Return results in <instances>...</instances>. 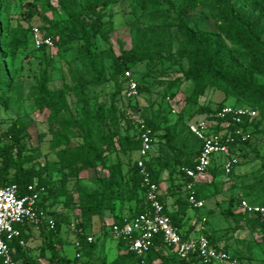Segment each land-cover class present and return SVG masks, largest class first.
Segmentation results:
<instances>
[{"label": "trees", "instance_id": "obj_1", "mask_svg": "<svg viewBox=\"0 0 264 264\" xmlns=\"http://www.w3.org/2000/svg\"><path fill=\"white\" fill-rule=\"evenodd\" d=\"M240 1L246 5L264 6V0ZM120 2L121 0H0V109L8 111L11 99L9 95L21 93V84L16 80L15 62L22 52L41 53L45 61L50 63L49 51L52 48H35L33 44L34 26H30L29 22L35 16L34 10L45 13L42 15L43 25L38 28L44 37L52 38L53 48L69 51L73 45H78V60L82 67L79 71L68 66L72 84L68 86L65 83L59 89L49 86L48 73L42 70L41 79L33 89L38 115H43L44 121L49 124L50 149L56 153L57 165L36 164L37 154L46 134L38 133L33 136L30 125L20 119L13 120L6 128H2L0 122V184L16 185L19 196L28 194V186L34 182L45 187L46 193L38 206L55 219V227L50 229L42 225L38 228L44 236V244L40 248L41 259H45L48 264H79L83 255L92 259L97 243L94 240L92 243L88 242L89 234L83 223L75 225L76 239L73 243L75 247L79 243L76 249L80 256L70 258L61 253L65 243L58 237V233L63 224H69L66 212L70 205L75 204V197L67 186L70 182L79 180L84 172H89L91 181L96 185L92 192H78V204L85 225L103 211H110L114 215L113 224H122L145 210L146 190L141 185L138 156L127 172L121 162L110 161L113 154L138 155L141 141L126 112L127 108H131L154 133L155 143L147 166L152 180L158 185L159 199L164 205L165 214L184 236L193 234L201 217L206 216V236L210 244L216 248L222 246L243 264L244 255H235L226 245H221V241L227 238V232L219 237L216 236V231L209 229V214L201 215L200 210H195V215L199 214L198 220L190 227L186 222L191 210L189 191L186 189L189 179L185 178L181 169L192 167L194 159L201 152V142L189 128L188 134L180 138V134H176L171 127L164 126L169 122L166 115L148 113L139 101L143 93L161 87L163 101L169 107V113H172L167 98L172 102L177 93L173 89L182 80L163 83L148 71L141 76L143 81L139 83L134 69L145 62L148 69L156 70L172 61L174 56L187 55L192 67L184 74L185 80L192 81L194 89L179 110L176 126L192 118V106L198 103L210 87L223 89L242 103L234 105L235 107L256 109L264 119V82L256 79L252 72L247 71L249 69L242 70L240 62L242 59V62L251 59L252 66L263 67L264 31L243 8L231 4L230 0H188L178 8L172 0H165L166 7H159L147 0H137L135 8H131L129 12L133 14L140 10L144 15L148 11L150 14L147 23L136 28L135 44L128 49L122 41H114L112 35L114 29L111 10ZM201 7L210 8L213 15L220 18V29L225 39L200 30L194 32L188 26L185 20L187 12ZM19 10L22 11L20 18L16 16ZM96 40L103 42L105 47L94 50ZM225 41L231 43L230 47ZM252 70L254 72L255 69ZM126 71H131L138 84V97L132 100H126L124 96L128 83ZM7 78L8 85L5 84ZM107 84L114 87L109 104L98 101V96L93 94L94 90ZM224 106L226 105L221 104L215 110L200 108V118L194 121L201 118L216 120L212 115ZM259 115L253 121L246 119L243 124L230 126L229 129L233 131L241 128L250 133L252 139V136L261 131L257 122ZM218 123L222 124L223 121L218 120ZM215 129L219 131L218 128ZM251 139L242 141L236 138L232 152L239 163L230 174H226L219 160L215 159L213 167L205 174L211 180L203 183L205 176L199 180L196 195L204 200L205 207L202 187L211 184L217 189L223 183L222 179L229 180L234 176L243 162L245 154L242 150L246 146H252ZM75 141L78 143L73 145ZM50 167L60 172L57 180L47 177ZM167 181L169 186L166 192L162 190V185ZM242 193L236 201L230 200V207L225 213L227 217L234 219L235 226L231 231H249L255 237L253 241L264 250V220L258 214L244 213L240 206L242 198L264 205V198L261 201L255 199L256 196H264V177L254 188L244 186ZM61 197H65L62 208L65 214L61 212L59 215L56 208ZM169 199L172 200L171 208L168 206ZM125 202L134 203L136 208L129 218H122L116 212L117 207ZM17 227L22 235L11 244L14 258L23 259L28 264H41L28 255L27 246L19 244L21 240L28 243L35 226L24 223ZM117 249L118 256L114 261L108 263L103 260L101 264H212L196 256L181 259L161 243L142 258L130 252L122 239L118 241ZM47 251L49 256H46Z\"/></svg>", "mask_w": 264, "mask_h": 264}, {"label": "rangeland", "instance_id": "obj_2", "mask_svg": "<svg viewBox=\"0 0 264 264\" xmlns=\"http://www.w3.org/2000/svg\"><path fill=\"white\" fill-rule=\"evenodd\" d=\"M22 2H28L29 0H21ZM153 2L159 7H166L165 0H147ZM176 7H182L188 0H172ZM137 0H121L111 10L112 18L111 23L113 25V40L122 41L126 48H131L135 44V32L137 27H142L148 21L150 12H146L145 15L137 10L135 13H130V9H134ZM231 4L238 5L251 16L252 20L258 23L260 28L264 31V6L258 5H246L240 0H230ZM55 3V1H54ZM19 7V6H18ZM18 10V9H17ZM17 12V11H16ZM21 10L16 14L17 17H21ZM34 18L29 22L30 26L41 27L43 25L42 15L43 11L34 10ZM51 16L50 13H48ZM185 20L192 31L200 30L206 34H212L215 36H221L225 39L221 32L220 26L221 20L219 17L213 15L210 8L201 7L187 12ZM264 42V33L262 35ZM230 47L231 43L225 41ZM177 43H175V49ZM78 45H73L69 51L63 49L57 50L52 48L49 51V62H46L41 53L22 52L15 62V69L17 70L16 80L21 84V93H11L9 110L6 111L3 108L0 109V122H2V128H6L13 120L20 119L24 123L30 125L31 133L33 136L39 134H46L44 138L41 150L37 154L36 164L38 166L57 165L56 153L50 149L51 135L48 134L49 124L44 121L43 115H38L37 108L34 103L35 93L34 87L41 79L42 70H46L49 76V86L53 89L61 88L65 83L71 86V80L68 73V66L76 70H82L80 62L78 60ZM105 45L101 41H95V49L99 50L104 48ZM241 62V69L252 72L254 77L260 82H264V65L262 68L259 66H252L251 59ZM235 62L234 60H231ZM191 63L188 60L187 55L174 56L173 60L167 62L165 65L158 67L156 70H150L146 67V63H140L134 69L135 77L138 82L141 83L143 79L141 76L150 71L163 83L171 82L172 80H182L178 86L173 90L176 93L175 98L170 102V108L175 109V113H169V107L163 101L162 88H154L151 92L143 93L139 98L140 104L145 108L148 113L157 115L159 113L166 115L168 121L164 126L171 127L176 134H180V138H183L188 134L189 125L196 119L200 118L198 110L200 108H209L215 110L219 105H241L233 95L227 94L223 89L218 87H210L205 92V95L200 97L197 104L192 106V118H189L186 122L176 126V120L179 116V110L184 106L186 99L191 95L194 89V83L192 81L185 80V73L191 69ZM252 67V68H251ZM255 69L254 72L252 69ZM8 85V78L5 83ZM114 92L112 84L99 87L93 91V94L98 96V101L105 104L110 103V94ZM120 102V106H122ZM259 113V112H258ZM257 119L260 132L252 136V146H246L242 152H244L243 162L241 167L236 171L235 175L227 179H222V184L216 189L213 185L208 184L206 187H202L204 199L206 201V207L200 210L201 215L209 214L210 230L216 231V236H222L227 232V238L221 241V245H226L232 253L244 255L243 264H264V250L253 241L255 237L247 230L238 231L233 233L231 230L235 226L234 219L227 217L225 213L230 207V200L236 201V198L243 195L242 188L244 186H257L260 184V180L264 177V119L261 113H259ZM176 126V127H175ZM220 132L226 129V124L223 125L217 123L216 127ZM78 141H75L73 145H76ZM256 145V146H255ZM158 145L155 146V149ZM137 154L132 156L121 154H113L110 156L111 162H121L124 166V171L130 168L134 160L137 158ZM167 174H165V177ZM47 177L57 180L60 177V172L53 167H50L47 172ZM210 181V177H204L203 183ZM220 181V180H219ZM169 182H165L162 185L163 191H168ZM96 188V185L91 181L89 172L82 173L81 177L77 181H72L68 184L67 189L75 197V204L70 205L67 209V219L69 224H63L58 233V237L65 245L63 246L62 255H66L73 258L77 255V249L74 246L76 239V226L79 223H83L87 229V233L91 236L94 242L97 243L96 251L91 258L83 255L80 258L79 264H85L90 262L92 264H101L103 260L110 263L114 261L118 256V239L115 238L111 232L110 227L114 222V215L110 211H103L100 216H95L89 223H84L81 217V209L79 207V191L92 192ZM264 196H256L255 199L261 201ZM65 197L60 198V202L56 208L59 215L63 213V202ZM53 201V200H52ZM50 201V202H52ZM168 202V206H172V203ZM235 204L232 205L234 208ZM174 209V208H173ZM136 211L134 203L125 202L123 205L117 207L118 216L122 218H129ZM62 212V213H61ZM65 214V213H63ZM198 216L190 217L193 222L198 220ZM40 230L35 231L34 235H31L27 243V253L32 258L39 260L41 264H48L45 259L40 257V248L44 244V236L39 235ZM49 252H46V256H49Z\"/></svg>", "mask_w": 264, "mask_h": 264}, {"label": "built area", "instance_id": "obj_3", "mask_svg": "<svg viewBox=\"0 0 264 264\" xmlns=\"http://www.w3.org/2000/svg\"><path fill=\"white\" fill-rule=\"evenodd\" d=\"M32 40L35 48L47 46L54 47L50 37H44L38 27H33ZM128 78L127 88L124 92L126 100L138 97V84L133 78L131 71L125 72ZM171 102L170 98H167ZM128 117L136 128L141 147L138 152L137 166L141 176V185L146 190L145 210L136 217L126 220L122 224H112L111 234L118 240L127 243L128 250L138 258H142L158 243L166 249L173 251L181 259L196 256L206 263L212 264H240L239 261L228 253L222 246H212L206 236L205 223L207 217L202 216L196 231L184 236L179 228L175 226L171 218L165 214L163 203L159 199L158 185L152 180L147 162L155 143L154 133L145 121L136 116L131 108L126 110ZM176 110L172 109V113ZM258 111L250 107H235L226 105L212 115L216 120L201 118L189 125L190 132L202 144L201 152L194 159L192 167L181 169L185 178L189 179L186 189L189 191V204L191 210H201L205 207L204 200L196 195V186L207 171L213 167L214 160H219L226 174H230L238 165L239 159L232 152V145L236 138L242 141L251 139V134L244 132L241 128L232 131L230 126L240 125L245 120L253 121L258 116ZM218 120L226 124L222 132L215 129ZM46 193L43 186L37 182L28 186V194L18 195L16 185L2 186L0 184V258L1 264H28L23 259H15L11 244L19 239L22 231L17 227L20 224L29 223L35 228L42 225L50 229L55 227V219L44 209L38 206ZM241 210L246 214H258L264 220V205L254 204L246 198L241 199ZM89 243L93 238H87ZM20 246L25 247L26 242L19 241ZM79 247V243H76ZM80 255L77 254V257Z\"/></svg>", "mask_w": 264, "mask_h": 264}, {"label": "crops", "instance_id": "obj_4", "mask_svg": "<svg viewBox=\"0 0 264 264\" xmlns=\"http://www.w3.org/2000/svg\"><path fill=\"white\" fill-rule=\"evenodd\" d=\"M169 207L171 208L172 206H169ZM194 215H195V211L190 210V211H189V217H194ZM186 222L188 223V226H189V227L192 226V224L194 223L193 220H192L191 218H188V219L186 220ZM37 230H38L37 228H34V229L32 230V234L34 235L35 231H37ZM39 235H41V233H39ZM26 246H27V244H26Z\"/></svg>", "mask_w": 264, "mask_h": 264}]
</instances>
